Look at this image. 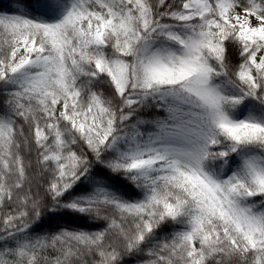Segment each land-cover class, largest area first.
<instances>
[{"label": "snow or ice", "instance_id": "1", "mask_svg": "<svg viewBox=\"0 0 264 264\" xmlns=\"http://www.w3.org/2000/svg\"><path fill=\"white\" fill-rule=\"evenodd\" d=\"M0 264H264V0L0 2Z\"/></svg>", "mask_w": 264, "mask_h": 264}, {"label": "trees", "instance_id": "2", "mask_svg": "<svg viewBox=\"0 0 264 264\" xmlns=\"http://www.w3.org/2000/svg\"><path fill=\"white\" fill-rule=\"evenodd\" d=\"M0 2H4V0H0Z\"/></svg>", "mask_w": 264, "mask_h": 264}]
</instances>
